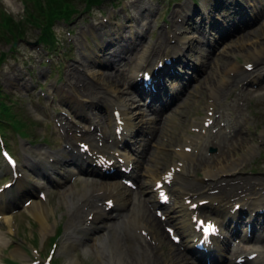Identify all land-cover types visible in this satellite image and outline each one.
I'll return each mask as SVG.
<instances>
[{"label": "rangeland", "instance_id": "374dc122", "mask_svg": "<svg viewBox=\"0 0 264 264\" xmlns=\"http://www.w3.org/2000/svg\"><path fill=\"white\" fill-rule=\"evenodd\" d=\"M29 1L9 0L8 3H5V0H0V12H6L16 22L23 24L22 29L25 32L23 37L16 40L18 45L14 47V42L11 39L12 34L8 31L4 32L3 29H7L3 26L0 27V56L2 55L0 57V89H3L2 91L5 94L13 96L12 108L7 111L0 110V112L5 113L2 115V118L4 117L5 119L3 118L0 124L5 125V139L15 155L19 157L20 164L24 162L23 159L26 151L48 150L56 152L63 150L65 142L61 139V133L55 127V123L50 120L51 118H48L47 113H52L53 115V112L57 110L58 112L59 110H67L70 113L68 110V107H70L73 110V117L75 119L79 117L74 113V108L61 98L63 90H72L67 83L69 81L66 74L68 65L80 66V75L101 87H104L108 80L111 79V81H117L115 84L117 87L124 88L128 86L133 66L137 65L146 53V48L142 49V45L136 43L140 42V39L154 44L163 35L165 38L167 37L166 45H169L166 54H171L180 45V37L197 44L194 42L195 39H203V31L207 32L209 25L211 29L210 40L213 43H215L218 35L223 32L229 33L230 30H240L248 26L246 30L242 32L240 30L233 37L230 36L224 42L221 41L213 53H210L208 47L205 46L206 43L205 45L203 43L197 44L198 48L202 44L205 47L204 49H200V52L195 57H192V61L188 57L190 54L188 48L181 56V59L171 66V69L175 71L180 67L178 71L185 73L188 69H183V67L188 68V64L182 67L180 65L187 62L195 64L191 66L192 68H189L190 74L192 73L193 76V84H196V96L192 98H189L190 94L187 98L185 96L183 101H178L173 110L167 112L164 116L162 115L164 119L170 115L165 121V130L160 135H158L159 131H157L156 138H154L150 145H147L149 147L148 150L153 152L150 153L152 154V160L150 159L146 165L149 170L144 169V171L146 172L147 170L145 178L148 179V183H151V173L155 172L153 169L160 167V170H162L164 163L167 164L166 167L171 166L168 163L174 165L175 162L172 159H180L177 155L178 152L184 149V145L190 140L199 137V128L195 124L202 121L208 114L210 103L208 100L209 90L205 87V80H202V78L207 77V75L212 77V72L208 68V65L202 66L205 60H211L222 65L225 59L221 61L220 57L225 51L226 46L236 44L240 40H237L240 35H247L248 31L253 30L255 27L258 28L257 31L255 34H249L248 38H255L253 40L255 42L257 40L255 35L259 33V42H264V16L256 20L257 17H260L257 14L263 6L264 0H113L91 11L85 10L88 7L86 0H68L65 3L66 10L67 5H69L74 7V9H71L72 11L78 10V13H71L73 17L71 16L72 19L70 21L62 18L54 20L49 30L50 38L52 39L50 42L52 43V41L55 42L57 40L58 43L56 42L57 45L48 48L43 43L38 44V39L39 37H43L41 33L43 32L44 34V27L47 25V14L38 12L37 7L33 3L35 2L34 0H31V3L28 5ZM205 1L208 2L206 4L207 9L204 7ZM186 3L192 9V12L188 15L189 18L192 15V19L184 17V14L187 13L184 11V8L187 9ZM197 9H199L198 12H196ZM31 14L36 16L37 21L42 22L40 23L42 27L38 26L35 21L36 24H32L33 21L30 18L34 19ZM100 22L104 23V26L98 25ZM196 22L199 24L200 32L198 28H195L197 26ZM214 23L219 26L218 30L220 32L217 33L218 30L214 31L211 28ZM262 23L263 26H261ZM93 25L98 28L96 29V33H93L90 29V26ZM229 25L232 26L228 28ZM173 33H176V35H173ZM129 41L133 42L130 50L122 52L119 56H112V59L111 56L99 57L101 55L99 50L101 44L104 46L115 42L124 46L130 44ZM135 44L137 47H135ZM255 45H257V42H255ZM207 54L209 56L204 57ZM159 57L161 58V55H153V62H151L149 68L152 67V63ZM232 59L236 60L241 66H244L246 61L243 56H233ZM127 62L131 63V67L125 65ZM127 68H130V71L127 73L130 75L125 80H120L119 74L125 73ZM239 81L240 79L236 83L233 81L224 89V94L221 97L224 98L227 107L221 108L216 113L218 120L212 125L211 136L207 139V141L213 143L207 146L203 152L196 155L195 159H199V161L206 158V161H212L215 158L222 159L227 156L231 147L230 145H232L236 148L235 152L238 156H248L245 160L242 158L240 163L234 166L237 177L264 179V89L261 88L264 87V81L258 84L245 82V92L248 99L244 102L238 94V99L233 96L227 97V93L233 84L236 85ZM178 84L179 81L175 86ZM40 85L45 87L48 94L55 97L50 98V96H47L44 99L36 95V90ZM255 86L257 88H254ZM101 94L104 95L102 92ZM130 95L136 97L134 92H131ZM238 100L241 101L239 102ZM237 105L243 111L235 112V114L230 113L229 108L236 107ZM142 108L146 109L145 106H142ZM101 111L103 115H106L104 110ZM92 112L88 111L89 114H92ZM223 115H226L229 120L234 118L242 122L243 132H248L249 135L248 140H245L242 146L237 143V138H233L230 141L220 140L222 135H225L227 138L232 135L229 131V121L227 118L221 117ZM12 116L16 119H13ZM154 116H151V112L147 111L144 116L135 119V122H139L141 119L142 121H149V123L144 125V129H152L155 125L151 123ZM6 117H10L15 121L14 125L27 134H24L27 136L25 139L16 134L11 127L12 125L6 120ZM83 120L85 119L77 120L76 124L70 121L69 124L77 129H80L78 126L81 125L85 129H89L90 122ZM96 125L102 130H108L106 119L101 120ZM155 126L157 127V125ZM148 132L142 136L144 140H147L151 136V131ZM94 133L96 132L94 131ZM254 135L257 136L253 138ZM173 137H178L180 140L174 144H169L168 141ZM143 144L144 141L141 142V146ZM137 145H140V143ZM168 153L171 154V161L166 162L167 159H170L166 157ZM144 158L145 154L142 155V159ZM198 164L196 167L197 171L195 173L191 171L185 178L202 183V180L206 179L204 166L200 163ZM6 168L8 167L0 156V186L10 179V174L7 173ZM26 172L34 175L31 173L34 171L31 170L30 166L26 168ZM185 175L183 174L182 176ZM82 183L81 179L75 181V185L77 186L82 185ZM180 183L177 184L178 187ZM62 190V188L54 189V191L50 190L48 201L46 202L54 210V213H51L49 216V221L53 224L52 226L57 227L56 231H51L46 235L43 234L40 223L32 215L30 207L22 208L14 216V231L8 235L10 238L9 246H5L3 249L4 253L2 254V257L9 261L7 262L6 260V264H26L33 260H38L39 264H110L109 260H107V255H104V253L109 254L111 252L110 249L113 243L110 236L112 232L111 229L104 228V226L86 237L82 245L68 249L62 246L70 220L67 206L62 201ZM261 195L264 197V191H262ZM95 203H98V201H95ZM152 213L155 214V210ZM115 222L118 224L120 221L114 219V222L111 223L115 224ZM55 223L56 225H54ZM167 225L168 223L165 224V226ZM0 228L7 232V225L0 223ZM163 230L167 233L164 226ZM60 231H62L61 236L56 238V234ZM145 232L146 230L143 231V234ZM54 238L57 240L52 244L51 239ZM167 239L168 249H170L169 246L181 248L180 245H174L169 235ZM159 240L156 241L157 244H163V241ZM248 243L250 249L257 244L252 241ZM18 246H21L26 252L27 258L21 259L15 253H12V250ZM130 255L134 257L135 254Z\"/></svg>", "mask_w": 264, "mask_h": 264}, {"label": "bare ground", "instance_id": "6f19581e", "mask_svg": "<svg viewBox=\"0 0 264 264\" xmlns=\"http://www.w3.org/2000/svg\"><path fill=\"white\" fill-rule=\"evenodd\" d=\"M206 4H208V2L205 1L204 7L207 9ZM186 7L187 9L184 8V11L187 13L184 14V17L188 19V15L192 12V9L188 7L187 3ZM198 10L199 9H197L196 12H198ZM189 19H192V15H190ZM195 24L197 25L195 28H198L199 30L198 22ZM98 25L104 26V23L100 22ZM231 26L232 25H229L228 28ZM261 26H263V23ZM90 29L93 33H96V29L98 28L93 25L90 26ZM257 29L258 28L255 27L253 30L248 31L247 35H240L237 38V40H240L237 41L236 44L226 46L225 51L220 57L221 61L225 59L222 65L212 62L211 60H207V62L204 63V65H208V68H210L212 72V77L207 75V77H203L202 80H205V87L209 90L208 100L210 103L208 110H212L214 114L223 106H226L224 98L221 96L224 94V89H226L233 81L236 83V81L240 79L236 85L233 84V87L227 93L228 98H230V96H237V92L242 90L243 86L241 84L244 81L250 79L253 82L260 83L264 80V42H259V33H256L255 35V37H257V40L255 41L257 42V45H255V42L253 41L255 38H248V35L251 33L255 34ZM236 33L239 32L237 30H231L230 33L227 34V37H233ZM173 35H176V33H173ZM166 40L167 37L165 38L161 35L155 45H149L151 46V56H159L162 52L167 50L169 45H166ZM249 41L251 42L248 43ZM194 42L201 44L203 43V39H195ZM143 43L144 40L142 39V44ZM180 43L183 47L176 52V55L179 52L184 53V50L186 49L187 51L189 48V57L192 58L200 51V49L195 50V48H198L197 44L191 41H188L186 44V41L181 37ZM130 48L131 44H126L124 46L115 42H111L104 46L101 44V46H99L101 52L99 57L103 58V56H111L112 59V56H119L122 52L130 50ZM233 56H243L246 60L244 66H241L236 60L234 61L232 59ZM249 64L252 66V70L246 68ZM146 66L147 65L143 62V65L136 71V73ZM79 68L81 67L78 65H68L66 69V74L69 79L67 83L69 84L68 86L71 87L72 92L68 91L65 98H70V102L80 111L86 106L92 110L102 108L108 114L107 118L110 124L115 127L116 117L114 112L118 110L121 113L122 118L125 120V130L123 131L124 134L121 139L118 138L115 132H112L107 140L99 139V141L104 142V144L100 146L92 136L79 135L80 133L68 128L67 143L69 145H77L78 142L85 141L86 143H90L93 151H97L104 155L107 154L109 158L117 159L115 154L120 151L118 145L121 144V140H125V135H129L130 133V135L133 136L132 133L134 134L135 132L143 131L144 125L146 124L142 119L137 123L138 125L135 124L132 113H139L140 116H144L146 111H152L153 107L151 108V106H154V104L157 103L155 102L157 100H154L153 97L151 105L147 106L148 109H143L140 107V103L138 104L131 98L130 93L134 89L133 83H130L127 87L119 88L115 85L117 81H111V79H109L107 84L104 85V87H101L95 82H90L86 78H83L80 75L81 72ZM241 81L243 82L241 83ZM157 84L159 88L162 87L161 82H158ZM195 89L196 88H194V90L192 89L193 91L190 92L189 98L196 96ZM101 92L104 93V95H102ZM136 105L138 106L135 107ZM134 107L136 109L135 112L133 109ZM168 108L172 107L168 106ZM237 110H240V107L234 108L232 112L235 113ZM221 117L228 119L226 115ZM212 118L213 116L208 113L204 121L197 123L199 124L201 131L203 129L206 131L205 123ZM228 123L233 124L230 128H236L241 122L238 121L233 123L232 121H229ZM156 125L157 128H159L160 133H163L165 130V121L163 122L159 120V122H156ZM134 129L137 130L135 131ZM239 130L240 127H238L237 132ZM248 136V132L239 131V134L236 135L237 143L242 146L245 143V140H248ZM255 136L257 135H254L253 138ZM202 139L203 138L201 137L197 139L198 141H190L185 147H192L195 151L200 149L204 150V148H207L210 143H206L204 147H201ZM223 139H225V137H223ZM179 140L178 137H173L168 143L174 144ZM109 141H111V144H109ZM112 145L115 149L112 148ZM230 146L227 156L222 159L215 158L212 161H206L207 158L199 161V159H195L198 152L190 154L185 151L184 147V150L177 155L180 159H172V161L175 162L173 166L166 167L167 164L164 163L162 170H160V167L153 170L155 172L151 173V179L154 181V186H150V183L147 181L148 179L144 178L143 174L146 172H142V169L140 172L137 171V173L134 171L137 175L139 185L138 197L135 196V191L123 185L120 180L114 179L104 181L100 178L94 177L98 174V171L85 168L83 162H79L78 165L80 169H85L90 176H94L91 179L84 180L82 185H72L68 188H64L61 192L62 201L67 206L70 214L69 225L65 233L66 236H64L62 241V246L68 249L82 245L93 229L99 226H105L110 228L112 232L110 236L112 240L111 242L113 243L110 249L111 252L109 254L104 253V255H107V260H109L110 264H190L188 254L194 252L191 244L192 241L190 242L191 232H194V223L191 220L193 216L203 215L207 219L212 218L218 221L221 226H225L229 222H233L235 215H238L239 217H241V215L248 216L243 208L235 212V205L241 203L242 206H248L250 214L256 215L255 217L249 216L250 218H247V220L252 227L257 228V225H259L261 221L260 218H264V211L259 212L256 210L257 208L264 209V198L260 195L261 191L259 192L257 187L264 186V179L237 177L236 168L234 166L238 165L242 158L245 160L248 156H238L235 152L236 148L232 145ZM146 151L147 149L144 147L139 152L146 153ZM149 152L152 153L153 151L151 152L149 150ZM69 154L70 151L65 150L59 151L58 153H46V151H43L37 152L34 158H39L41 160L40 164L42 163L44 165L45 170L47 172L53 170L51 173L59 176L61 178L59 182H63L64 179H69L76 172L75 168L72 167V163L79 160H75L74 157L70 158L71 156ZM30 155L31 154L29 153V156ZM122 155L128 164L139 162L138 159L136 160V157H133V154L126 155L122 153ZM151 156L152 155L149 154V157ZM166 157L170 158L171 154L168 153ZM146 160L145 162H147ZM51 161H54V163ZM169 161H171V158L167 159L166 162ZM198 163L204 166L206 179L202 180V183L185 178L191 171L193 173L197 171L196 167L199 165ZM56 164H59V167L54 168ZM168 165H172V163H168ZM33 166L38 169L41 168L36 164H33ZM138 168H140L139 165ZM183 174L186 175L182 176ZM166 177L170 178L174 185L178 183L179 180L181 181L179 188L171 186V190H173V206L172 208H168L166 213L169 215L168 222L171 223L170 226L174 227L177 230V233L184 237L183 249L171 246H169L170 249H168L167 245V248H165L167 251L163 250L162 244L161 247L158 248V245L155 243V241L160 238L163 241V246H166L168 234L163 230V222L161 219L156 214L152 213V208L154 206H161L155 185L159 180ZM38 188L44 190L45 186L40 183H33L28 177L23 176L16 181L15 196L11 193V190H7L5 194L0 195V215H2V223L7 225V232L0 228V264H4V259L1 256V253H3L2 248L9 244L10 238L8 235L12 234L15 226L14 218L10 214L12 208L9 207V204H11V200L18 201L21 194L31 193ZM165 188L169 189V185H165ZM239 190H241V192H239ZM147 194H149V196L144 197ZM187 198H193L192 203L200 200H209V203L202 207L199 206L197 209H192L191 206L186 203ZM232 198L234 200H231ZM103 200H113L114 206L109 207L108 204L95 203V201L101 202ZM207 210L209 211V214ZM30 211L40 223L43 234L46 235L53 230V228L55 229V226L52 227L53 224L49 221V216L51 213H54V210L41 198L38 197L33 199ZM115 211H117V213ZM119 217L123 220L120 225L110 223L114 218L118 219ZM54 225H56V223ZM116 226L121 227L119 232L116 230ZM143 230H146L148 235H143ZM196 235L197 234H194L192 237H195ZM239 252L241 253L242 251L233 247V249H230L229 256H227L229 259H232V255ZM253 252H258L259 255L252 261V263L264 264V250L254 249ZM12 253H15V255L21 259L25 257L27 258V254L21 246L13 249ZM133 253L135 254L134 257L130 255ZM198 262L202 263L201 261Z\"/></svg>", "mask_w": 264, "mask_h": 264}, {"label": "trees", "instance_id": "16d2710c", "mask_svg": "<svg viewBox=\"0 0 264 264\" xmlns=\"http://www.w3.org/2000/svg\"><path fill=\"white\" fill-rule=\"evenodd\" d=\"M30 1L28 2V5L31 3ZM34 1L35 2L33 3L37 7L38 12H43L44 14H47V17H48L46 20L47 25L46 27H44L43 39L46 41H51L52 39L50 38L49 30L51 29V26L54 23V20L58 18H62V17H65L68 19L71 18L72 16L71 13H73L71 9H74V8L72 6L67 5V10H66L65 3L68 0H48V1L47 0H34ZM104 1L105 0H86V3L88 7L91 8L97 3L101 4ZM31 16L34 19L32 20V18H30V20L33 21L32 23L36 22L38 26L40 25V23H42L41 21H37L36 16L34 14H31ZM1 26L6 28L8 32L12 34L11 39L13 41L18 40L25 35L24 29H22L24 25L21 24L20 22H16L14 18L7 15L4 11L0 12V27ZM40 27L42 26L40 25Z\"/></svg>", "mask_w": 264, "mask_h": 264}, {"label": "snow or ice", "instance_id": "6c2138e0", "mask_svg": "<svg viewBox=\"0 0 264 264\" xmlns=\"http://www.w3.org/2000/svg\"><path fill=\"white\" fill-rule=\"evenodd\" d=\"M250 67V66H249ZM161 195L163 196V193H161ZM167 197H165V199H166ZM210 228H211V226H209V228H205V231L207 232V231H209L210 230Z\"/></svg>", "mask_w": 264, "mask_h": 264}, {"label": "clouds", "instance_id": "9594fccd", "mask_svg": "<svg viewBox=\"0 0 264 264\" xmlns=\"http://www.w3.org/2000/svg\"><path fill=\"white\" fill-rule=\"evenodd\" d=\"M9 2V0H5V3H8ZM13 11H15V9H13Z\"/></svg>", "mask_w": 264, "mask_h": 264}]
</instances>
